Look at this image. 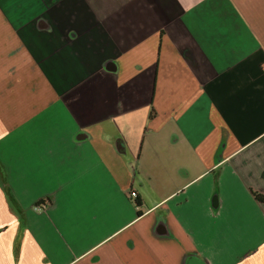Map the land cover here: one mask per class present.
Instances as JSON below:
<instances>
[{
    "label": "crops",
    "instance_id": "0c3cea01",
    "mask_svg": "<svg viewBox=\"0 0 264 264\" xmlns=\"http://www.w3.org/2000/svg\"><path fill=\"white\" fill-rule=\"evenodd\" d=\"M0 167V264H264V0H0Z\"/></svg>",
    "mask_w": 264,
    "mask_h": 264
},
{
    "label": "trees",
    "instance_id": "16d2710c",
    "mask_svg": "<svg viewBox=\"0 0 264 264\" xmlns=\"http://www.w3.org/2000/svg\"><path fill=\"white\" fill-rule=\"evenodd\" d=\"M1 168V167H0ZM253 197L260 202H264V196L257 194L255 192H252ZM45 202H41L40 204H38V206H42ZM136 205H139L138 202H136Z\"/></svg>",
    "mask_w": 264,
    "mask_h": 264
},
{
    "label": "built area",
    "instance_id": "2783aa9c",
    "mask_svg": "<svg viewBox=\"0 0 264 264\" xmlns=\"http://www.w3.org/2000/svg\"><path fill=\"white\" fill-rule=\"evenodd\" d=\"M130 196L133 197V198H135L136 197V193L135 192H131L130 193ZM42 208H43L42 206H36V209L37 210H41Z\"/></svg>",
    "mask_w": 264,
    "mask_h": 264
}]
</instances>
